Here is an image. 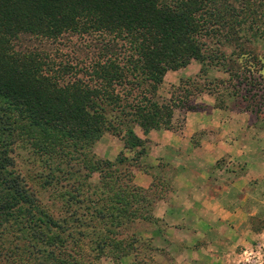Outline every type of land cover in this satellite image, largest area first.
I'll use <instances>...</instances> for the list:
<instances>
[{
  "label": "trees",
  "instance_id": "trees-1",
  "mask_svg": "<svg viewBox=\"0 0 264 264\" xmlns=\"http://www.w3.org/2000/svg\"><path fill=\"white\" fill-rule=\"evenodd\" d=\"M263 4L264 0H0V246L14 248L13 238L24 242L26 232L32 235L49 221L35 193L14 171L18 145L41 155L45 170L62 177L67 201L89 206L100 221L112 219L111 228L153 222L151 207L163 195L131 186L127 172L125 180L111 178V185L104 184L112 195L102 216L98 201L83 196L75 200L76 187L82 185L70 183L82 178L89 187V172L99 167L89 150L104 132L121 138L125 149L139 148L142 156L146 142L135 135L134 126L144 133L179 129L171 120L190 96H159L168 71L195 62L200 75L215 67L228 75L225 84L239 83L241 50L236 46L250 43L251 35L258 33ZM69 38L84 40L88 48L95 43L98 50H90L85 58L65 54L62 48ZM32 40L56 48L30 46ZM230 46L237 53L224 51ZM106 104L117 112L111 122ZM190 110L188 105L185 111ZM125 162L129 160L121 153L115 162L103 163L114 173ZM133 163L129 167L140 168ZM10 228H15L11 240L6 237ZM59 232L53 236L52 231L51 239L44 236L47 231L39 232L47 247L57 251L35 254L57 261L64 257L60 249L66 241ZM130 243L116 240L107 247L124 256L132 249Z\"/></svg>",
  "mask_w": 264,
  "mask_h": 264
},
{
  "label": "crops",
  "instance_id": "crops-1",
  "mask_svg": "<svg viewBox=\"0 0 264 264\" xmlns=\"http://www.w3.org/2000/svg\"><path fill=\"white\" fill-rule=\"evenodd\" d=\"M208 105L187 111L181 129L136 127L148 146L142 156L112 134L95 143L98 157L113 162L124 152L141 163L126 174L131 186L166 188L151 207L153 222L137 231L146 249L142 264H244L243 252L264 243V133L247 127L243 113L229 117ZM162 166L172 170L170 180H160ZM134 260L129 255L121 264Z\"/></svg>",
  "mask_w": 264,
  "mask_h": 264
},
{
  "label": "rangeland",
  "instance_id": "rangeland-1",
  "mask_svg": "<svg viewBox=\"0 0 264 264\" xmlns=\"http://www.w3.org/2000/svg\"><path fill=\"white\" fill-rule=\"evenodd\" d=\"M260 9L264 12V4ZM256 29L259 31L251 35L250 43L240 41L241 47L236 46V48L241 50L238 54L240 57L238 64L241 69L242 78L241 81L235 83V85H233V83L225 84L224 80H227L228 75L215 67L211 68L207 74L200 75V65L195 62H192L184 68L168 71L165 74L163 83L159 89V96L169 98L170 93L179 94V98L185 93L190 96L186 99L187 101L185 100L186 102H184V104L182 103L183 105H181L179 109L175 110L171 120L173 126H177L179 129L183 127L184 115L187 112L185 109L188 105L191 106L190 111H204L207 108L209 109L208 104H212L218 108V110L220 109L223 112H228L229 117L231 115L229 113H243L245 115V125H247V127L252 126L253 129L254 125V130H260L264 133V17L263 20L258 21ZM249 35L250 33L246 31L245 36L250 38ZM20 43L23 45L28 44L24 40ZM86 44L87 43L82 39L69 38L64 40L62 49L65 54L75 52L79 57L85 58L89 55L90 50H92L90 51L92 52L91 54L95 53L93 51L98 50V46L95 43L92 44L90 48H88ZM29 45H33L34 47L38 46L44 50L48 49L49 51H54L56 48L48 44L39 46L36 42H33V40ZM236 48H231L230 46L224 49V51L228 54L232 52V50L234 53H237ZM181 83H184L183 86H181ZM178 87L179 89H177ZM185 90L189 92H185ZM103 108L108 120L111 122V116H116L117 112L112 111L111 106L108 104L104 105ZM207 112L211 117H216L220 114L219 111L216 113L208 110ZM232 125L235 127V123H232L231 126ZM136 127L137 126L133 127V132ZM204 131L207 132V130ZM105 134L111 135L110 132H104L101 136ZM262 138L264 139V134ZM121 141L123 142L122 139ZM95 143L89 150V158L91 156L94 165L99 167L98 170L89 172L90 174L87 178L89 187L87 188L83 185L85 182L82 178L72 180L70 184L82 185L79 188L76 187L77 191L79 189V197L75 200L78 201L81 199L80 196H83V199L98 201V206L100 208L98 212L100 216H102L106 215V208L109 206L106 199L109 197L111 199L112 195L111 187H109V185L108 187H104V184L111 185V178L112 181L125 180V177L123 178L124 172L126 173L128 172L127 169L130 170L134 168L129 167V165H131L129 162H132V160L134 162L133 165L135 164L140 168H142V165L136 158H132L131 160L128 159L129 162L120 164L119 168L116 169L114 173H111V168H107L104 164L105 162L111 163V161L96 155L94 150ZM147 147L146 144V151ZM135 149L138 154L140 149ZM121 153L127 158L124 152ZM121 153L117 158H119ZM13 156L15 160L14 171L23 177L24 181L35 193L40 207L47 215L49 221L42 224L43 228L34 231L32 235L26 232L23 237L24 242L22 241L19 243L21 245L13 238L14 244L11 245H13L14 248H12V246L9 247V245H4V247L0 246V264H57L58 261L63 264H121V260L129 255L135 257V264L143 263L142 259L144 253H146V249H143L142 246L139 245L140 239L137 236V231L139 228H148L152 222L141 221L120 228H111L112 219L105 218L104 221H100L94 217L92 209H90L89 206L82 204L80 207H76L72 201H67V199H65L64 196L67 189L64 187V180L59 174L55 172L49 173L45 170L46 167L43 166L41 155L35 156L28 148L18 145L15 147ZM116 159L113 162H115ZM156 172L158 175H161L160 180H170L172 170L169 167L162 166L157 169ZM227 178H230V176H227ZM122 184H125V181H123ZM151 188H149L151 193L158 192V194L162 195L166 193L165 187L162 190L154 189V186ZM68 191L70 193L71 190ZM65 202L70 203L67 204L68 206H65ZM49 222H53V226L56 228H53ZM57 229L62 231L61 237L66 241L63 251L60 249L64 257L58 259V261L51 257L40 258L42 254H35L39 250L44 252L45 255L49 251L56 252L57 250L54 251L53 247H47L48 244H45L39 232L46 233L47 231L48 235L44 234V236H48L51 239L52 231L55 232L53 236L60 233ZM14 230L15 228H10L6 231V237L10 240L12 239L11 236H15ZM6 240L9 241L8 239ZM116 240L131 242L132 249L129 254L122 256L117 252H112L111 247H107V243L115 242ZM75 242L76 244H74ZM124 250H127V248L123 247V251ZM243 255L244 264H264V243L252 246L251 249L245 250Z\"/></svg>",
  "mask_w": 264,
  "mask_h": 264
}]
</instances>
